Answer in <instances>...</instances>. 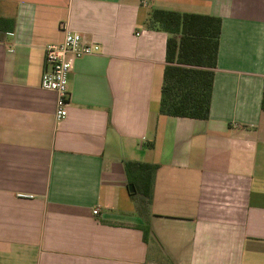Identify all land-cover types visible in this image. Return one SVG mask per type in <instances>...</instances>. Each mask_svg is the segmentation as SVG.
I'll list each match as a JSON object with an SVG mask.
<instances>
[{
    "label": "crops",
    "instance_id": "obj_1",
    "mask_svg": "<svg viewBox=\"0 0 264 264\" xmlns=\"http://www.w3.org/2000/svg\"><path fill=\"white\" fill-rule=\"evenodd\" d=\"M154 8L221 18L206 120L158 113ZM0 16L13 20L0 38V264H264V0H1ZM65 28L101 49L74 61L59 121L39 80ZM125 161L159 165L144 212Z\"/></svg>",
    "mask_w": 264,
    "mask_h": 264
},
{
    "label": "trees",
    "instance_id": "obj_2",
    "mask_svg": "<svg viewBox=\"0 0 264 264\" xmlns=\"http://www.w3.org/2000/svg\"><path fill=\"white\" fill-rule=\"evenodd\" d=\"M144 26L167 35L158 113L206 120L211 104L221 18L154 8L148 12ZM12 27L13 20L0 16V38ZM260 108L264 110V84ZM123 166L128 185L132 188L130 195L137 201V210L144 212L152 196L159 165L125 161ZM138 228L146 241L148 227L142 225Z\"/></svg>",
    "mask_w": 264,
    "mask_h": 264
},
{
    "label": "built area",
    "instance_id": "obj_3",
    "mask_svg": "<svg viewBox=\"0 0 264 264\" xmlns=\"http://www.w3.org/2000/svg\"><path fill=\"white\" fill-rule=\"evenodd\" d=\"M10 34V33H9ZM100 45L86 41L79 32L65 28L63 39L59 43H49L44 49V70L40 76V88L56 93L54 117L62 120L67 115L68 76L75 60L97 54ZM19 197H31L18 194ZM97 214V210L92 211Z\"/></svg>",
    "mask_w": 264,
    "mask_h": 264
},
{
    "label": "water",
    "instance_id": "obj_4",
    "mask_svg": "<svg viewBox=\"0 0 264 264\" xmlns=\"http://www.w3.org/2000/svg\"><path fill=\"white\" fill-rule=\"evenodd\" d=\"M130 188V190H132V188L131 187H129Z\"/></svg>",
    "mask_w": 264,
    "mask_h": 264
}]
</instances>
